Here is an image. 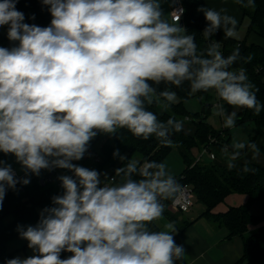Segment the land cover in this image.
Instances as JSON below:
<instances>
[{"label": "clouds", "instance_id": "9594fccd", "mask_svg": "<svg viewBox=\"0 0 264 264\" xmlns=\"http://www.w3.org/2000/svg\"><path fill=\"white\" fill-rule=\"evenodd\" d=\"M18 2L0 0V28L7 27L13 45L0 46V153L14 156L24 175L0 160V209L9 189L28 185L42 170L71 174L58 176L62 192L35 225L17 226L32 255L5 264H177L186 250L175 241V222L151 227L163 217V201L181 190L164 162H141L116 149L113 158L122 166L111 177L73 162L98 135L118 137L121 129L172 147L173 133L184 131L188 117L162 121L149 108H170L178 102L172 87L185 83L190 96L215 93L214 114L226 129L236 127L235 109L259 115V89L245 68L234 67L252 56L242 57L239 47L225 56L215 41L200 50L180 23L181 0H41L51 16L47 26L25 22ZM235 2L255 7V0ZM197 11L206 20L205 40L221 30L225 38L237 37L238 20L226 9ZM231 147V153L221 149L229 170L246 148L252 160L260 155L255 142ZM241 170L256 171L247 160Z\"/></svg>", "mask_w": 264, "mask_h": 264}, {"label": "trees", "instance_id": "16d2710c", "mask_svg": "<svg viewBox=\"0 0 264 264\" xmlns=\"http://www.w3.org/2000/svg\"><path fill=\"white\" fill-rule=\"evenodd\" d=\"M182 1L185 9L182 25L186 26L189 32L195 35L198 48L203 50L211 40H205L202 35L206 20L203 14L197 11L198 7L203 6L202 1ZM239 6L243 17L249 19L247 34H255L262 39L263 44H248L247 41L239 42L233 38H225L222 30L212 39L222 44L225 56L230 55L236 47H239L242 57L252 56L250 62L238 61L234 67L246 69L249 80L259 89L257 99L264 104V0H255L254 8ZM16 7L25 14V22L27 23H35L39 26H47L50 23V13L42 5L41 0H19ZM33 14L35 19H28ZM0 31L2 32L1 41H9L7 38V27L0 28ZM4 47L7 46L4 45ZM164 87L165 85L161 84L158 86V90H163ZM171 90L177 93V97L180 99L179 103L173 104L168 110H164L162 105H153L149 110L154 111L162 121H166L170 116H174L177 120L189 116L193 119V124L195 125L194 134L189 135L184 130L172 135L173 146L177 147L185 166L184 171L175 178L180 185L193 187L198 203L206 208L202 217L210 219L218 227L227 229L228 240L236 237L243 240V256L236 264H264V217L254 216L250 211L253 203L257 201L264 202V164L261 166L252 160H248L249 167L256 171L243 172L241 169L246 161L244 158L250 151L247 148L241 154L239 159L241 161L237 162L236 167L231 170L221 164L196 163L193 150H201L208 143L210 136L220 140L219 145L214 149L217 158L222 153L221 149L224 146H227L229 153H231V140L228 137L229 130L225 132L226 136L222 135L221 132H216L207 122L209 108L214 100L211 92L197 93L194 96H190L187 83L181 88L172 87ZM201 96L203 99H201ZM193 97H198L202 100L203 114H192L186 111L185 104ZM247 123L253 125L258 132L261 139L260 153L264 155V110L259 115H254L251 110L245 109L244 112L237 116L236 126ZM118 137L98 135L90 144L87 157L96 152V146H100V160L96 170L101 173L105 169H111L112 175H114V169L122 166L119 159L113 158V152L116 149H119L122 155H127L131 159H138L141 162H163L173 147L161 145L155 137L148 140L137 139L125 129L119 130ZM249 139V142L256 143L255 137L250 136ZM14 158L12 155L5 156L0 153V160H5L7 163ZM235 194L247 197V204L231 207L228 211L221 214L212 212L227 198ZM53 195H56L53 189L42 188L34 178L30 179L28 185L19 184L15 191L11 189L7 191L3 207L0 209V264H5L6 260L16 256L15 253L8 252L6 247L9 242L19 236L17 226L35 225L39 219L40 210L50 206ZM164 214L170 218V214ZM7 218H11L12 221L8 222ZM170 221L176 222V218L171 216ZM253 226L256 229L251 231L250 229ZM151 227L153 230H161L156 222ZM177 229L179 233L175 237H178L186 227ZM63 255L67 256L69 254L65 253ZM177 264L184 263L180 260L177 261Z\"/></svg>", "mask_w": 264, "mask_h": 264}, {"label": "crops", "instance_id": "0c3cea01", "mask_svg": "<svg viewBox=\"0 0 264 264\" xmlns=\"http://www.w3.org/2000/svg\"><path fill=\"white\" fill-rule=\"evenodd\" d=\"M201 1L204 7H209V8H213L214 6L213 7L211 6L217 4L216 6H218L220 9L221 8L226 9L227 13L229 15L234 16L235 18L237 16V13H235L236 11L240 10L242 12L239 4H237L235 0H201ZM163 7L165 12H169V13L171 12V8L169 7L168 4H164ZM247 38L249 39L248 44H257V45L263 44L262 39L258 38L255 34H250V35L247 34ZM196 154L197 151L196 149H194L193 155L197 156ZM206 159L204 163H206ZM218 161H219L218 165L219 164L224 165L222 163L227 162V156L222 154L221 160L219 157V160L217 158L216 161H211V162L217 163ZM240 161L241 160H239L238 162ZM246 199L247 197L245 196L235 194L234 196H230L229 198H227L226 201H224L219 206H217L212 212L214 214L225 213L231 207L242 206L245 203ZM204 208L202 215L204 214ZM262 210L264 211V207H262ZM250 211L254 216H256V214L254 213V211H252V209H250ZM199 215L192 216L188 219L183 215L179 216L178 214H170V218L171 216L175 218L178 217L176 218V222H175L176 228L181 229L182 227L183 228L186 227V229L182 233H180L178 237H175L176 243L178 245H183L186 250L185 257L182 259L183 263L184 264H236L237 261L240 260L243 256L242 255L243 240H241V238L239 237H236L232 240H228L227 229H225L224 227H218L210 219L206 217H202L201 213H199ZM262 216H264V213L261 214L260 217ZM164 218L167 219L168 222L170 221V218L168 216H164ZM157 225L159 227V223ZM255 229L256 227L253 226L250 230L254 231Z\"/></svg>", "mask_w": 264, "mask_h": 264}, {"label": "rangeland", "instance_id": "374dc122", "mask_svg": "<svg viewBox=\"0 0 264 264\" xmlns=\"http://www.w3.org/2000/svg\"><path fill=\"white\" fill-rule=\"evenodd\" d=\"M217 4L212 5L211 7H213L216 10H220V8L218 6H216ZM235 13H237L236 19L238 20V25H237V37L234 38L239 42H244V41H249V39L247 38V32H248V27H249V19L244 18L242 16V12L240 10L236 11ZM233 13V14H235ZM214 100L212 101V105L209 108V114L207 115V122L214 128V130L216 132H221L222 134H224L226 136V131L229 130V135L228 137L231 140V145L233 144V142H249L250 141V136L255 137L256 139V144L259 147L260 146V136L258 134V132L255 130L254 126L247 123V124H241L239 126H236L232 129H226L223 127V120L221 117L217 116L214 114V105L217 103L216 101V97H215V93L211 92ZM180 102V99L178 98V102ZM176 104V103H175ZM163 108V107H162ZM185 108L187 112H190L192 114H203V108H202V100L198 97H193L191 100H189V102H187L185 104ZM164 109V108H163ZM165 110V109H164ZM168 110V109H166ZM234 109L229 108V111H232ZM238 113V115L242 112H244L245 109H235ZM184 130L190 135V134H194L195 133V125L193 124L192 121H185V125H184ZM99 148L100 146H96L94 153H92L89 157L88 153L85 155V157L83 159H81L80 161H74L73 163L79 164L80 166H84L90 169H96V166L98 164V161L100 160L99 158ZM232 150V149H231ZM196 151H199L196 149ZM198 153V152H197ZM221 156L222 153L219 154L220 160H221ZM251 151L248 152V155L246 156V158H244V160H252L251 159ZM219 160V158H218ZM254 161L256 164L263 166L264 164V155L263 153H260L258 159L256 160H252ZM166 165H167V170L174 175L175 177H177V175H180L183 171H184V163L182 160V156H180L179 151L177 149V147L173 146L172 150L170 151V153L168 154V157L163 161ZM205 161H203L202 163H204ZM238 160L235 162L237 164ZM9 164L12 165V167L18 172H21V166L15 161V158L10 160V162H8ZM219 161L216 162H211V160L209 158L206 159V163L205 164H218ZM204 164V165H205ZM226 166V162L222 163ZM115 170V169H114ZM23 172V171H22ZM107 173L110 177L112 175V170L111 169H105V171H103L102 173ZM65 174V173H63ZM119 180V177L117 178ZM248 202V198L246 199L245 204H247ZM262 207H264V202H260L257 201L255 203H253L250 207V209H252V211H254V213L256 214V216L260 217L261 214L264 213V211L262 210ZM203 206L201 204L198 203L197 200H195V206L192 210V212H190L188 214H183V213H177L179 216H184L186 218H190L192 216H198L199 213L203 212ZM206 211V209L204 208V212ZM175 213V212H174ZM200 216V215H199ZM264 217V216H262ZM178 218V217H176ZM8 222H11L12 219L11 218H7ZM168 220L167 219H162L157 221V224L159 223V227L161 229H163V225L165 223H167ZM8 252L11 253H15L16 256L15 257H27L29 255H32L31 250L27 247V241L21 239L19 236L14 239L13 241L9 242L7 244Z\"/></svg>", "mask_w": 264, "mask_h": 264}, {"label": "built area", "instance_id": "2783aa9c", "mask_svg": "<svg viewBox=\"0 0 264 264\" xmlns=\"http://www.w3.org/2000/svg\"><path fill=\"white\" fill-rule=\"evenodd\" d=\"M181 5L183 6V1L182 0H181L180 4L176 5V7H179ZM184 16H185V12H184V14H183V16L181 18L180 23H182ZM1 33L2 32L0 31V46H2V47H4V45H6L7 47L13 46L12 42H10V41H6V42H2L1 41L2 40ZM212 38H211L210 43L213 42V41L218 42L217 40H214ZM220 45H221V51L223 52L222 44L220 43ZM216 101L219 102L217 97H216ZM186 121L187 122H189V121L193 122V119L189 116ZM219 142H220V140H218L216 137L210 136L208 138V143L205 144L201 148V150L197 151L198 152L196 154L197 156H195L196 157V163H199V162L202 163L203 161H205L206 158H209L211 161H216L217 160V155H216L214 149L219 145ZM15 172H16L18 177H21V176L24 175V172H22V171L21 172H19V171L17 172L15 170ZM63 173L71 174V173H68L67 170H63V169H55V170H53L51 172H49L47 170H42L40 176L37 177V176L33 175V176H31V179H33V178L36 179L38 181V184L42 188H45V189L51 188V189H53L54 192L57 195V194H60L62 192V189L60 187V181L57 178H58V176L63 175ZM196 199L197 198L195 197L194 190H193L192 186L181 185V190L176 194L174 199L163 201V203L165 204L164 213H168V214H177V213L188 214V213H190L192 211V209H193V207L195 205V200ZM164 213H163V217L162 218H164V216H165Z\"/></svg>", "mask_w": 264, "mask_h": 264}, {"label": "water", "instance_id": "95a60500", "mask_svg": "<svg viewBox=\"0 0 264 264\" xmlns=\"http://www.w3.org/2000/svg\"><path fill=\"white\" fill-rule=\"evenodd\" d=\"M182 24V23H181Z\"/></svg>", "mask_w": 264, "mask_h": 264}]
</instances>
